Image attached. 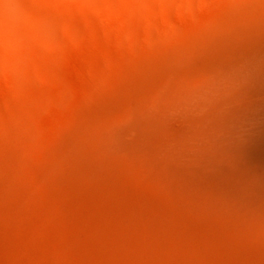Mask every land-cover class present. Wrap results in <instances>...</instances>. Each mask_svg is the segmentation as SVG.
Instances as JSON below:
<instances>
[{
    "label": "rangeland",
    "instance_id": "rangeland-1",
    "mask_svg": "<svg viewBox=\"0 0 264 264\" xmlns=\"http://www.w3.org/2000/svg\"><path fill=\"white\" fill-rule=\"evenodd\" d=\"M106 1L64 4L60 16L77 31L54 37L56 49L35 37L5 42L0 264H264V210L237 207L202 161L249 88L238 76L243 53L227 50L235 40L206 32L245 17L253 0L161 1L171 21L148 15L154 37L135 29L132 0ZM28 49L46 54L33 69ZM190 96L187 120L175 109Z\"/></svg>",
    "mask_w": 264,
    "mask_h": 264
},
{
    "label": "bare ground",
    "instance_id": "bare-ground-1",
    "mask_svg": "<svg viewBox=\"0 0 264 264\" xmlns=\"http://www.w3.org/2000/svg\"><path fill=\"white\" fill-rule=\"evenodd\" d=\"M57 1L59 4L53 5L48 0H0V56H7V50L5 48L6 41L13 42V44L18 47L21 44L23 45L27 39L35 37V39L38 38L49 42L50 48L56 49L59 43L54 37L63 39L68 29L76 32L77 28L68 27V21L60 16L64 10L63 5L71 3V0ZM101 1L102 0H91V6L97 10ZM161 1L165 2L167 0H132V6L138 11L135 15L137 22V27H135V29L144 30L146 33H144V36L152 35V37H154L157 35L154 23L147 19L148 15H153L157 20L166 19L167 21H171V17L167 11L168 9L161 5ZM174 1L179 5H184L186 1H190L201 8H204L206 4L205 0ZM210 1L219 6L223 3L222 0ZM121 2L122 5L125 4L123 0ZM105 4L108 5L109 1L105 0ZM34 9L39 13L43 25L32 16V10ZM130 21L131 19L127 18L123 20L127 28H132V23ZM15 23L20 24L30 33H16L14 27ZM220 33H226V37L235 40V44L233 43L235 46L231 44L227 50L231 51L236 48L243 53L244 60L242 63H245V65L241 67L238 76L241 81L249 85V88L246 89L247 92L243 97V103L240 109L229 115V119L224 125L225 132L220 135L219 132L213 134L211 148L209 152L203 154L202 161L203 164L209 168L212 180L224 184L230 189L232 201L237 207L248 213L263 211L264 0H253V2L247 6V15L245 17L237 18L231 23L224 24L222 22H217L210 25L206 32V34H209V37L212 36L211 38H215L216 40L221 35ZM50 35H52L53 38ZM220 39L221 38H219V40ZM201 41L205 40L201 39ZM249 42L258 43L260 45V50L258 52L250 50L247 46ZM214 46L216 45L214 44ZM224 48L225 47H223V49ZM26 56L28 57V64L31 65V69H33L36 67V62L43 59L46 54L41 51H29L28 49L26 51ZM236 76L237 70L225 73V78L228 81ZM217 85H220L219 82ZM208 90L209 88L202 89L201 95H204ZM212 90L217 89L213 88ZM196 101L194 96H190L188 99H184L177 103L176 105H178V107L175 109L176 112H174L177 113L178 110L179 114L188 120L193 109L196 107ZM163 123H165L164 126L168 125L165 121H163ZM111 129L114 131L117 130L114 127H111ZM160 131H162L169 140L174 141L176 144L179 142V136L176 133H172L168 130L166 131L163 128H161ZM116 133L121 136L119 131ZM145 138H140V140L136 139L135 142H152H148V139ZM155 143H158V141L156 140ZM172 146L166 147L164 152L169 150V148L171 151H174L175 149L172 148ZM179 158L184 159L186 155L181 154Z\"/></svg>",
    "mask_w": 264,
    "mask_h": 264
}]
</instances>
